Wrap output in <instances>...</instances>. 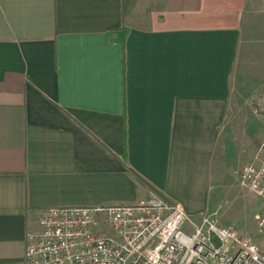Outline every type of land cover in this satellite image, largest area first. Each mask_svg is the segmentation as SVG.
<instances>
[{
  "label": "crops",
  "instance_id": "0c3cea01",
  "mask_svg": "<svg viewBox=\"0 0 264 264\" xmlns=\"http://www.w3.org/2000/svg\"><path fill=\"white\" fill-rule=\"evenodd\" d=\"M261 9L0 0V264L23 259L27 231L50 208L132 205L155 192L199 222Z\"/></svg>",
  "mask_w": 264,
  "mask_h": 264
},
{
  "label": "built area",
  "instance_id": "2783aa9c",
  "mask_svg": "<svg viewBox=\"0 0 264 264\" xmlns=\"http://www.w3.org/2000/svg\"><path fill=\"white\" fill-rule=\"evenodd\" d=\"M248 107L264 128V83ZM252 161L238 180L264 204V142ZM255 221L264 231V209ZM14 264H264V251L231 228L192 223L180 205L150 192L138 204L45 210Z\"/></svg>",
  "mask_w": 264,
  "mask_h": 264
},
{
  "label": "rangeland",
  "instance_id": "374dc122",
  "mask_svg": "<svg viewBox=\"0 0 264 264\" xmlns=\"http://www.w3.org/2000/svg\"><path fill=\"white\" fill-rule=\"evenodd\" d=\"M248 36L241 45L234 73L231 110L222 124L226 127L227 142L218 165L217 182L209 199V209L199 222L195 217H188L194 224H202L206 219L218 228H231L264 251V231L255 221V217L262 213L264 204L238 180L242 168L253 162L264 138L263 127L248 107L250 97L264 83V21L255 25Z\"/></svg>",
  "mask_w": 264,
  "mask_h": 264
},
{
  "label": "trees",
  "instance_id": "16d2710c",
  "mask_svg": "<svg viewBox=\"0 0 264 264\" xmlns=\"http://www.w3.org/2000/svg\"><path fill=\"white\" fill-rule=\"evenodd\" d=\"M131 174L133 175L134 180L137 182L139 186H145L146 183L134 172L131 171Z\"/></svg>",
  "mask_w": 264,
  "mask_h": 264
}]
</instances>
